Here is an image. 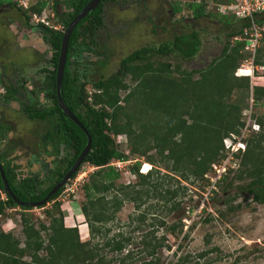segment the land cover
<instances>
[{
	"label": "trees",
	"instance_id": "obj_1",
	"mask_svg": "<svg viewBox=\"0 0 264 264\" xmlns=\"http://www.w3.org/2000/svg\"><path fill=\"white\" fill-rule=\"evenodd\" d=\"M49 1L37 0L30 7L25 12L28 16L27 23L34 14L42 13ZM89 1H69L72 11L67 19L63 17L61 23L65 29ZM120 1L125 7L141 3L101 0L99 7L75 27L69 41L61 90L63 101L92 138L90 153L71 177L74 179L85 164L97 169L82 187L84 201L81 210L91 239L83 242L78 227L65 225L61 204L57 201L53 210L45 211L50 223H40L39 228H36L32 216L27 213L33 208L19 206L5 191L0 175V216L9 208H20L25 236L22 247V241L14 237L12 232H0V264H132L138 256L141 258L148 255L154 259L158 250L165 247L167 242L165 235L156 236L160 228L167 227L165 219L160 215L157 219L156 214L160 210L167 215L179 210L182 204L180 193L187 190L180 186L175 188L172 182L203 180L207 185L209 181L205 176L213 170L214 164L220 163L227 156L224 140L232 135H241L246 126V122L242 120L246 105L244 101L230 103L232 94L238 90L248 98L252 91L254 103L264 105V72L257 73L253 81L235 75L247 58L244 40L238 41L235 38L244 36L245 29L249 27L248 22L234 16L220 15L221 18L231 19L221 26L227 31L225 47L221 56L206 71L187 72L182 70L178 62L194 60L200 53L203 42L195 26L201 19L217 18L210 5L230 4L236 0H196L188 3L191 16L187 20L192 22L193 28L179 34L174 32L172 41L163 42L158 47L146 46L136 50L122 59L117 72L105 76L103 68H108L110 55L107 45L101 40L102 34L101 39L99 38L98 29L103 23L104 4L116 5ZM171 7L174 13L182 12L180 4ZM258 22L263 26L264 14L259 16ZM37 25L45 27L44 24ZM156 29L154 27L153 32ZM48 34L43 39H50L52 61L40 70L41 75H46H43L46 77L45 83L34 93L36 99L34 102L31 99L32 103L26 106V112L30 119L41 123L39 129L48 140L51 141L52 138L55 141L57 158L54 167L47 176L48 179L41 175L24 176L19 171L21 166L17 161H4L0 156L11 190L25 203L44 200L74 166L88 140L85 132L65 116L58 104L56 76L64 31L52 30ZM263 50L262 47L258 49L257 66H264V59L261 58ZM170 57L178 60L174 62L175 66L163 61L165 58L171 60ZM99 69L103 73L98 77ZM196 74L200 76L199 79L194 77ZM128 78L130 84L126 83ZM88 85L93 91L91 94L87 89ZM122 92L127 94L122 97ZM253 123L259 129L252 128L251 137L245 139L246 151L236 155L238 162L241 159L239 168L229 170L221 183L225 185L223 190L226 191L236 181L244 182L237 188V194L248 193L253 202L264 206V115ZM120 135L127 138V153L120 149L124 147V144L118 143ZM15 147L12 145L11 149L14 150ZM153 150L155 155L150 154ZM131 156L144 157L153 168L143 174L140 172L141 163L137 161L129 169L137 181L134 184H119L121 172L111 163L128 161ZM158 167L169 168L179 179L168 174L160 176L156 172ZM234 172H237L234 179L227 182L228 176ZM64 188L48 202L56 200ZM2 194L7 198L2 199ZM150 201L158 204L152 205ZM127 202L134 205V213L138 215L130 216L126 225L129 231H124L121 227H115L114 223ZM142 207H145L144 211L141 210ZM238 208L241 205L232 206L229 210ZM55 210L59 212L58 218L54 214ZM115 228L118 231L109 237ZM145 229L149 231L138 238L142 250L135 251L131 248L134 244L131 233ZM168 229L175 234L178 226L174 224ZM96 237L100 240L95 242L93 240ZM214 250L216 249L200 254L198 259ZM110 254H115V257L109 259ZM27 257L30 258L29 262L24 260ZM190 258L191 256L179 257L176 264H185ZM194 264L201 263L196 261Z\"/></svg>",
	"mask_w": 264,
	"mask_h": 264
},
{
	"label": "rangeland",
	"instance_id": "obj_2",
	"mask_svg": "<svg viewBox=\"0 0 264 264\" xmlns=\"http://www.w3.org/2000/svg\"><path fill=\"white\" fill-rule=\"evenodd\" d=\"M15 2L16 5H21L23 1H27L29 8L36 4L37 0H10ZM29 1V2H28ZM196 0H167V3L164 6L165 11L171 8V5L180 4L182 7V12L177 15L172 16L171 24H168L167 21L164 24L159 22L158 14L159 10L157 9L156 1L154 4H150L146 10H142V7L138 4H134L131 7H114L106 15V22L109 24L105 33H103V38L101 39L104 44L107 45L109 49V63L108 68L104 69L105 76H110L111 74L117 72L120 68L122 59L126 58L128 55L132 54L136 50L146 47V46H160L163 42H170L173 40L174 32L182 33L183 31L193 28L194 25L191 21L187 19L190 18L191 12L188 9V3ZM226 2V0H223ZM232 1V0H231ZM230 1V2H231ZM125 4V3H124ZM24 7V6H23ZM210 8H213L214 15L217 18H207L201 19L196 23L195 28L200 32L201 39L203 42L202 49L200 53L195 57L194 60L190 61H178L177 59L172 58L164 59L165 63H170L175 66V61H178L182 67V70L187 72L197 71H206L211 62L215 61L219 56H221L222 50L225 47L226 42V33L222 29V24L226 21L231 20L230 18H221L218 5H210ZM29 11V10H28ZM31 13H29L30 15ZM219 14V15H218ZM46 15L48 16L47 21L50 25H55L57 23L50 17L52 13L50 10H46ZM147 15H151V19H155L157 29L156 32H153L155 26L151 23H147ZM230 16V15H229ZM228 17V16H227ZM149 18V17H148ZM169 18V17H168ZM167 18V20H168ZM220 19V20H219ZM225 19V20H222ZM32 21V19H31ZM119 21V22H118ZM33 22V21H32ZM35 23V22H33ZM35 25V24H34ZM264 27V24H263ZM165 29V30H164ZM263 37H264V31ZM7 34V35H6ZM10 33L6 31L3 33L0 32V38L8 37ZM40 37V35L38 34ZM35 41V39H34ZM264 48V40L261 42V46ZM262 50V49H261ZM8 60L14 59L15 53L9 50ZM32 49L30 51L21 50L19 53L18 62L22 66L28 64L32 58H30ZM246 56V55H245ZM261 58L264 59V50L261 53ZM33 60V59H32ZM18 63H7V69H13V67ZM102 69L97 70V76L101 75ZM259 74V72H258ZM261 74V73H260ZM196 79H199V75L194 76ZM235 77V76H233ZM130 78L126 79V83L130 84ZM89 93L91 90L90 85L87 86ZM89 94V95H90ZM127 92H122L121 95L124 97ZM238 101H244L246 105L243 114L242 120L245 121L248 125L264 115V105L259 103L255 104L252 98V91L250 96L247 98L242 91L235 90L232 94V97L229 99L231 103H238ZM124 105V103H122ZM8 120H12L13 129L11 130L10 136L3 138L0 141V149L10 150L11 153H17L12 151L9 146L12 145L11 141L17 143H25L26 147H31L34 145L31 141L33 140V131L34 123L29 120L27 117L16 115L13 111L5 113ZM124 121V120H123ZM39 125H37L38 127ZM251 130H253L250 127ZM256 133V132H255ZM251 132L246 136L247 139L251 137ZM125 136V135H124ZM121 135L119 144H124L121 150L126 153L129 152V149L125 147L127 138ZM9 140L10 144L7 143ZM52 145H48L46 150H51ZM26 154V151L25 153ZM151 155H155L153 150ZM8 156H11L8 155ZM20 156V155H19ZM14 162L19 161L23 165L20 158H12ZM139 159V160H137ZM137 161L141 163L140 172L143 173V168L145 166L146 159L144 157H130L128 161L117 162L114 164V167L121 172V178L118 180L119 184L128 185L129 183L134 184L137 179L131 174L130 167L134 165ZM241 162V159H239ZM150 164V163H149ZM28 166V165H27ZM22 167L19 168V171L24 176H33L41 177L43 173L45 179H48L45 174L48 173V169L33 167ZM150 164V168L153 166ZM239 166V165H238ZM97 169L90 166L89 164L83 165L82 169L74 179H70L64 185V191L62 194L54 201L47 202V206L33 208L31 211H28L32 216L33 222L36 224V228H39L40 223H45L48 225L50 223L49 218L46 215V210H53L54 205L57 203L61 204V213L64 217L65 225L67 227H78L79 233L81 230V240L83 242L90 241V230L87 225V221L84 217V214L81 210V204L84 201L83 185L88 181L91 174L94 173ZM161 172H160V171ZM159 172L160 176L163 174H168L174 179H179L178 176H175L170 172L169 168L163 167L156 170ZM237 172L232 173L228 176V181L234 179ZM179 182L173 181L172 184L175 188L185 187L187 190L181 191L179 199H181L182 204L179 210L172 211L171 214L167 215L166 213L156 212L157 219L161 216L167 222V227L160 228L159 232L156 234L157 237H162L165 235L167 242H165V247L159 249L157 255L154 259L148 255L139 258L136 257V260L132 264H176L179 257L191 256L189 262L185 264H194L196 261H199L201 264H264V206L259 205L253 202V198L248 193H243L238 195L239 191L237 188L239 185H242L244 182L236 181L234 186L229 190L224 191L223 183H219L217 186V191L213 193L212 196H209V199L202 204L205 200L204 194L206 193V182L203 180H178ZM180 183V185L178 184ZM248 183V181H247ZM6 199V195H3ZM235 197V199H233ZM231 198V200H229ZM229 200L230 202H227ZM156 205L158 202L150 201V204ZM161 204V203H159ZM241 205V208L230 211V207H236ZM186 206V207H185ZM202 206V207H201ZM190 207V213L187 214V209ZM199 208L203 211L199 213ZM145 207H142L144 211ZM134 205L127 202L124 204L122 210L117 214V220H115L114 226L121 227L124 231H129L128 226H126L130 220V216L137 217V213H134ZM54 213L56 218L59 217L58 210H55ZM20 208H9L6 212L0 216V232H12L14 237L20 239L23 243L25 241V236L23 234L22 227V215ZM160 215V216H158ZM154 217V216H153ZM150 218V217H149ZM187 218L188 223H185L183 220ZM151 219L152 216H151ZM177 224L178 229L175 234L169 232L168 227L171 225ZM86 225V226H82ZM112 224H110L111 226ZM187 226V229H186ZM119 228V229H121ZM168 229V230H167ZM84 231V232H82ZM118 231V228L114 229L109 237L113 236L114 233ZM149 231L145 229L143 231H135L131 233V236L134 238V244L131 247L135 251L142 250L139 244V237ZM100 239L93 240L98 241ZM103 240V239H101ZM214 252L208 253L203 258L198 259L199 255L205 252ZM176 251L178 254L176 255ZM43 254V253H42ZM115 254H110L109 259L114 258ZM25 261H30V258H25Z\"/></svg>",
	"mask_w": 264,
	"mask_h": 264
},
{
	"label": "flooded vegetation",
	"instance_id": "obj_3",
	"mask_svg": "<svg viewBox=\"0 0 264 264\" xmlns=\"http://www.w3.org/2000/svg\"><path fill=\"white\" fill-rule=\"evenodd\" d=\"M69 1L71 0H50L48 6L44 8L43 12L46 10H50L52 13V17L50 18H52L57 24L50 25L49 23L48 26L45 25V27H43L41 25H34L31 20L29 21V23H27L28 16L25 12H27L29 8L26 9L22 5H16L15 2H10V0H0V32L2 31L3 33H5L6 31H8V33H10L8 37L0 38V141L3 140V138L12 137L10 136L11 130L13 129L12 120H8L5 113L13 111L18 116L22 114L34 123V137H32L33 140L31 141L32 143H34L33 146L26 147L25 143H17L11 141L12 145L16 146L12 151L18 152L13 154L10 152V150H8V148L6 150L0 149V156L4 161L16 157L20 158L24 167L28 165L27 167L29 168H40V170L46 168L49 171L47 174H45V176L51 174L52 168L54 167V163L57 158L55 153V141L52 140V138L51 141L48 140L44 132L39 129L41 128V125L37 127V125L41 124L40 122L29 118V115L26 112V106L32 103V100L34 102V100L36 99V94L34 93L39 91L40 85H43L45 83L44 80L46 77H43V75L45 74L42 75V78H39V75L42 74L40 70H42V68L47 63L52 61V44L50 43V39L43 38H45V35H47L52 30L64 31V33L66 32L68 28L65 29L64 24L62 25L61 23L63 21V17L65 16L67 19V16L72 11V7ZM129 1L133 3L140 1L141 3L139 4V6L142 7V10L146 11L147 7L150 4H154V2L156 1L155 3L158 6L157 9L159 10L158 21L161 22V24H164L166 21L168 24H171V17L178 14L174 13L172 7L168 10V12L165 11V8L167 6H164V4L167 3V0ZM115 6H120V8L122 9V1H120L116 5H112V3L104 4V11L102 14L103 23L98 29L100 39L101 34L103 38V33H105L107 27L109 26V24H107L106 22V15ZM150 16L151 15H147V19H145L148 20L147 23L149 25L151 23L155 27L158 26L156 25V23H154L155 19H151V17L154 16ZM38 34L40 35V37L38 36ZM48 37H51V34H48ZM31 49L32 52L30 58H32L33 60L31 59L28 64L22 66L21 63L18 62L19 60H16V58L19 57V53L21 50H25L28 52ZM9 50L15 54L17 53L12 60H10L11 58H9L8 60V53H10ZM7 63L18 64H16L13 69L8 70ZM42 81L44 82L41 83ZM1 127H4V129ZM7 141V143L10 144V141ZM50 144L52 145V149L46 150V147ZM12 145L9 146V148H11ZM25 151L26 154H24ZM10 154L11 156H8ZM17 162L21 167L23 166L21 165V162ZM0 163L2 164V162ZM42 175L43 173H41V176Z\"/></svg>",
	"mask_w": 264,
	"mask_h": 264
},
{
	"label": "built area",
	"instance_id": "obj_4",
	"mask_svg": "<svg viewBox=\"0 0 264 264\" xmlns=\"http://www.w3.org/2000/svg\"><path fill=\"white\" fill-rule=\"evenodd\" d=\"M20 4L26 9L29 8L27 1H23ZM219 8V11L222 15L234 16L237 19L249 23V27L245 29L244 36L235 38V40L238 41L244 40L245 53L247 54V58L237 69L235 75L237 77L250 78L253 81L258 72H264V66L256 65L258 49L260 48L261 42L263 40L262 32L264 31V27L259 24L258 19L260 15L264 14V0H236L230 4L219 5ZM47 18L48 16L46 15V11H44L40 15L34 14L32 21L35 22V25L40 23L48 26L49 22L47 21ZM250 127L255 130L259 129L257 124L252 123V125H248L246 123L241 135H232L230 138H226L224 140L226 150L225 153L227 156L220 163L214 164L213 170L205 176L209 183L207 184L206 193L204 194L205 200H203L202 204H204V202L209 199V196L213 195L214 191L218 190L217 186L228 174L229 170H236L239 168V162L236 160V155L246 151L245 139L247 138L246 136L251 132ZM120 138L121 137H119V142ZM116 163L117 162H113L112 165ZM1 198L4 199L3 194L1 195ZM201 210L202 209L199 208V213L203 212ZM186 213H190V207H188ZM183 221L189 224L187 218H185Z\"/></svg>",
	"mask_w": 264,
	"mask_h": 264
},
{
	"label": "water",
	"instance_id": "obj_5",
	"mask_svg": "<svg viewBox=\"0 0 264 264\" xmlns=\"http://www.w3.org/2000/svg\"><path fill=\"white\" fill-rule=\"evenodd\" d=\"M100 3V0H90V2L86 5V7L80 12V14L71 22L68 29L64 33L63 39H62V46H61V53L59 56L58 66H57V98H58V104L65 114V116L69 117L71 120H73L87 135V144L81 153L78 160L75 162L74 166L71 168V170L67 173V175L50 191V193L46 196V198L40 202L37 203H25L23 201H20L14 194V192L11 190V187L7 181V178L5 176L2 164L0 163V175L3 181V185L5 188V191L11 196V198L21 207H43L49 199L55 195L64 185L71 179L72 175L78 170V168L82 165L84 159L88 156V154L91 151L92 148V138L90 134L88 133L85 126L80 122V120L77 118V116L68 108V106L65 104V102L62 99L61 90H62V84H63V77H64V71L65 66L67 62V54L69 49V41L72 32L74 31L77 24L84 19L88 14H90L92 11H94Z\"/></svg>",
	"mask_w": 264,
	"mask_h": 264
},
{
	"label": "bare ground",
	"instance_id": "obj_6",
	"mask_svg": "<svg viewBox=\"0 0 264 264\" xmlns=\"http://www.w3.org/2000/svg\"><path fill=\"white\" fill-rule=\"evenodd\" d=\"M149 169H150V164L149 163H145V166L143 168V173H147Z\"/></svg>",
	"mask_w": 264,
	"mask_h": 264
},
{
	"label": "clouds",
	"instance_id": "obj_7",
	"mask_svg": "<svg viewBox=\"0 0 264 264\" xmlns=\"http://www.w3.org/2000/svg\"><path fill=\"white\" fill-rule=\"evenodd\" d=\"M223 5H225V4H223ZM226 16V15H225ZM252 81V80H251ZM119 137H121V135L120 136H118V138H117V140H118V142H119ZM125 137V136H124ZM113 162H118V161H113ZM112 162V163H113ZM122 162V161H121ZM112 163H111V165H112ZM112 166H114V165H112ZM152 167V166H151ZM152 170V168H150L149 170H148V172H150ZM143 172V171H142ZM147 172V173H148ZM147 173H143V174H147ZM186 207V206H185Z\"/></svg>",
	"mask_w": 264,
	"mask_h": 264
},
{
	"label": "crops",
	"instance_id": "obj_8",
	"mask_svg": "<svg viewBox=\"0 0 264 264\" xmlns=\"http://www.w3.org/2000/svg\"><path fill=\"white\" fill-rule=\"evenodd\" d=\"M219 57H220V56H219ZM211 63H212V62H211ZM39 78H42V75H41V74L39 75ZM82 232H84V231H82ZM84 233H85V232H84Z\"/></svg>",
	"mask_w": 264,
	"mask_h": 264
}]
</instances>
